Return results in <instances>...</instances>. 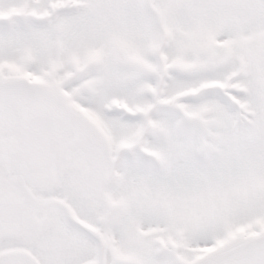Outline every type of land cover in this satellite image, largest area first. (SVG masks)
Segmentation results:
<instances>
[{"label": "snow or ice", "instance_id": "1", "mask_svg": "<svg viewBox=\"0 0 264 264\" xmlns=\"http://www.w3.org/2000/svg\"><path fill=\"white\" fill-rule=\"evenodd\" d=\"M0 264H264V0H0Z\"/></svg>", "mask_w": 264, "mask_h": 264}]
</instances>
